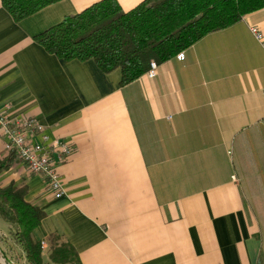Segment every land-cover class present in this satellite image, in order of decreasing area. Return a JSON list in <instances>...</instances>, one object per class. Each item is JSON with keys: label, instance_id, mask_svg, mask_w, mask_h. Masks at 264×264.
Returning <instances> with one entry per match:
<instances>
[{"label": "crops", "instance_id": "0c3cea01", "mask_svg": "<svg viewBox=\"0 0 264 264\" xmlns=\"http://www.w3.org/2000/svg\"><path fill=\"white\" fill-rule=\"evenodd\" d=\"M98 1L14 21L0 0V110L72 148L56 167L59 198L14 158L0 175L45 213L42 257L58 235L81 264H264V48L249 30L264 35V8L120 86L119 68L33 40ZM116 1L128 11L142 0Z\"/></svg>", "mask_w": 264, "mask_h": 264}, {"label": "trees", "instance_id": "16d2710c", "mask_svg": "<svg viewBox=\"0 0 264 264\" xmlns=\"http://www.w3.org/2000/svg\"><path fill=\"white\" fill-rule=\"evenodd\" d=\"M57 1L1 0V4L14 21H20ZM262 8L264 0H142L124 11L116 0H100L33 40L64 61L93 59L105 73L119 68V85L125 86L146 74L150 62L165 63L204 36ZM13 158L12 154L0 156V175ZM27 192L23 183L0 185V217L11 226L12 239L26 264H46L42 241L34 235L45 213L26 200ZM49 248L52 262L81 264L73 247L60 236H51Z\"/></svg>", "mask_w": 264, "mask_h": 264}, {"label": "built area", "instance_id": "2783aa9c", "mask_svg": "<svg viewBox=\"0 0 264 264\" xmlns=\"http://www.w3.org/2000/svg\"><path fill=\"white\" fill-rule=\"evenodd\" d=\"M250 32L261 42L264 48V35L256 27L250 26ZM184 59V53L176 55ZM157 64L152 61L146 76L154 77ZM0 140L3 141V153L12 154L30 173L44 178L47 189L55 198L64 195V189L56 170L57 164L70 155L71 146L57 138H50L44 127L35 118H12L0 110ZM42 246H44L42 242Z\"/></svg>", "mask_w": 264, "mask_h": 264}, {"label": "rangeland", "instance_id": "374dc122", "mask_svg": "<svg viewBox=\"0 0 264 264\" xmlns=\"http://www.w3.org/2000/svg\"><path fill=\"white\" fill-rule=\"evenodd\" d=\"M5 223L6 222H4V220H2L0 217V225ZM4 240H6V242ZM5 256L8 257L11 260V262L14 264H26L25 260L23 259L22 250L13 241L11 232H8L7 236L5 238L3 237V240L0 241V262L2 264H10L6 261ZM43 259L45 260V262H47V264L54 263L48 258L46 249L43 254ZM54 264H58V263H54Z\"/></svg>", "mask_w": 264, "mask_h": 264}, {"label": "water", "instance_id": "95a60500", "mask_svg": "<svg viewBox=\"0 0 264 264\" xmlns=\"http://www.w3.org/2000/svg\"><path fill=\"white\" fill-rule=\"evenodd\" d=\"M5 259H6V261H7L8 263H12L11 260H10L8 257L5 256Z\"/></svg>", "mask_w": 264, "mask_h": 264}, {"label": "bare ground", "instance_id": "6f19581e", "mask_svg": "<svg viewBox=\"0 0 264 264\" xmlns=\"http://www.w3.org/2000/svg\"><path fill=\"white\" fill-rule=\"evenodd\" d=\"M10 264H14V263H10Z\"/></svg>", "mask_w": 264, "mask_h": 264}]
</instances>
